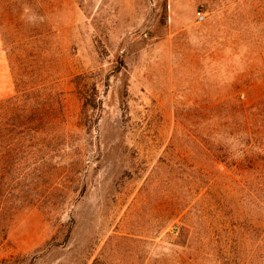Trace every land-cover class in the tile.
<instances>
[{
    "label": "rangeland",
    "instance_id": "374dc122",
    "mask_svg": "<svg viewBox=\"0 0 264 264\" xmlns=\"http://www.w3.org/2000/svg\"><path fill=\"white\" fill-rule=\"evenodd\" d=\"M0 53V264H264L221 162L256 152L264 0H0Z\"/></svg>",
    "mask_w": 264,
    "mask_h": 264
},
{
    "label": "trees",
    "instance_id": "16d2710c",
    "mask_svg": "<svg viewBox=\"0 0 264 264\" xmlns=\"http://www.w3.org/2000/svg\"><path fill=\"white\" fill-rule=\"evenodd\" d=\"M238 106V124L240 127L245 128L243 133L247 134L248 142L251 149H255L256 152H253L252 155L246 156L245 159L235 161V163H231L226 158H222L221 162L224 163L228 168L233 167L236 170L243 171L248 170L252 171L253 175L256 179V195L255 199L257 201L264 202V154L259 153L260 151H264V115L261 124L258 125V120L255 123H252L250 126L245 120L246 112L243 104H239ZM262 105L264 107V101L260 102L258 107ZM258 107L256 109H258ZM254 108V107H253ZM241 119L243 121H241ZM256 153V154H255Z\"/></svg>",
    "mask_w": 264,
    "mask_h": 264
},
{
    "label": "crops",
    "instance_id": "0c3cea01",
    "mask_svg": "<svg viewBox=\"0 0 264 264\" xmlns=\"http://www.w3.org/2000/svg\"><path fill=\"white\" fill-rule=\"evenodd\" d=\"M2 61V64H1V66H0V76L1 75H4L5 76V70H6V68H7V66H6V63H4V61H3V59L1 58V53H0V62ZM9 96V94L7 93V95H6V93L5 92H2V93H0V96ZM4 96V97H5Z\"/></svg>",
    "mask_w": 264,
    "mask_h": 264
},
{
    "label": "built area",
    "instance_id": "2783aa9c",
    "mask_svg": "<svg viewBox=\"0 0 264 264\" xmlns=\"http://www.w3.org/2000/svg\"><path fill=\"white\" fill-rule=\"evenodd\" d=\"M207 14H208V12L205 11V10L198 11V13H197V21L199 23L204 22L206 20V18H207Z\"/></svg>",
    "mask_w": 264,
    "mask_h": 264
}]
</instances>
